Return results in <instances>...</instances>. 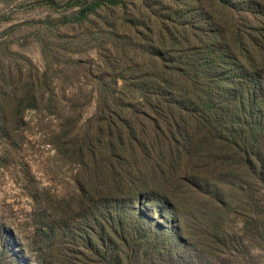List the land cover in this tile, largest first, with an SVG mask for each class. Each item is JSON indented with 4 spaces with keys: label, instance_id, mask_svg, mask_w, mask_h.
I'll return each instance as SVG.
<instances>
[{
    "label": "rangeland",
    "instance_id": "obj_1",
    "mask_svg": "<svg viewBox=\"0 0 264 264\" xmlns=\"http://www.w3.org/2000/svg\"><path fill=\"white\" fill-rule=\"evenodd\" d=\"M263 13L264 0H0V264H61L63 256L114 264L80 255L68 237L85 212L80 196L91 171L127 155L129 123L154 138L161 118V138L171 134L164 117L174 97L164 111L154 93L190 96L186 63L203 54L208 33L256 34ZM183 164L180 173L192 166ZM172 175L170 191L179 183ZM244 178L229 188L223 244L170 258L132 243L138 252L126 264H264V176ZM141 205L147 224L171 223ZM132 223L143 238L155 233Z\"/></svg>",
    "mask_w": 264,
    "mask_h": 264
},
{
    "label": "trees",
    "instance_id": "obj_2",
    "mask_svg": "<svg viewBox=\"0 0 264 264\" xmlns=\"http://www.w3.org/2000/svg\"><path fill=\"white\" fill-rule=\"evenodd\" d=\"M109 1L116 4L119 0ZM258 31L208 33L209 45L203 54L186 63L188 87L194 93H185L182 100L173 90L166 95L163 89L154 93L153 105L164 111L166 107L160 106L167 96L174 97H168L164 121L171 134H163L165 139L159 134L161 118L154 121V138L140 137L127 124L134 143L125 148L127 155H118L117 163L103 167L107 170L101 174L91 171L92 184L80 196L85 212L80 222L72 219L68 226V237L81 247L80 255L94 253L103 261L126 264L138 252L132 243L144 242L152 257L170 258L185 254L194 258L199 247L208 252L212 243H224L220 235L227 236V232L221 221L230 201V186L241 185L247 181L244 177L264 176V29ZM169 85L175 87L172 81ZM120 141L123 148L126 144ZM185 161L192 166L180 173ZM170 175L179 182L172 191L165 185ZM143 202L171 223L153 218L147 224L142 219ZM135 218L140 227L154 230L153 238L147 233L146 240L139 236L141 228L132 223ZM69 261L60 258L61 264Z\"/></svg>",
    "mask_w": 264,
    "mask_h": 264
}]
</instances>
